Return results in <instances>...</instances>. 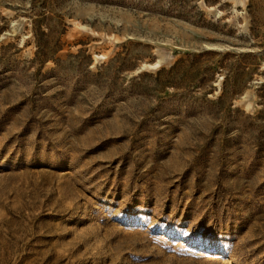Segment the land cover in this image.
Masks as SVG:
<instances>
[{"label":"rangeland","instance_id":"obj_1","mask_svg":"<svg viewBox=\"0 0 264 264\" xmlns=\"http://www.w3.org/2000/svg\"><path fill=\"white\" fill-rule=\"evenodd\" d=\"M0 264H264V0H0Z\"/></svg>","mask_w":264,"mask_h":264}]
</instances>
